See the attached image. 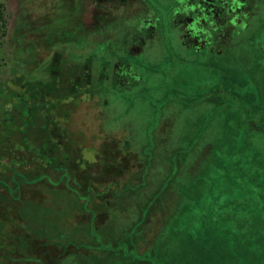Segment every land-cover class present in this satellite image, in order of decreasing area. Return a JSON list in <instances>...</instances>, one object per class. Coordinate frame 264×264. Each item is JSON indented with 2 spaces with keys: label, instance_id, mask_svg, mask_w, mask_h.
<instances>
[{
  "label": "rangeland",
  "instance_id": "374dc122",
  "mask_svg": "<svg viewBox=\"0 0 264 264\" xmlns=\"http://www.w3.org/2000/svg\"><path fill=\"white\" fill-rule=\"evenodd\" d=\"M202 1L0 0V173L33 161L44 175L14 201L0 190V264H116L112 250L143 254L167 232L185 264H264V36L219 53L181 45L190 15L172 17L176 37L170 12ZM249 7L264 30V0ZM157 16L160 43L121 61L138 36L158 38ZM33 98L40 146L23 136ZM75 157L74 187L92 178L100 192L92 233L78 195L54 184V164L75 172Z\"/></svg>",
  "mask_w": 264,
  "mask_h": 264
},
{
  "label": "flooded vegetation",
  "instance_id": "af4514ba",
  "mask_svg": "<svg viewBox=\"0 0 264 264\" xmlns=\"http://www.w3.org/2000/svg\"><path fill=\"white\" fill-rule=\"evenodd\" d=\"M224 1V5H215L216 8L214 10L210 9V7L206 5V2L208 1L205 0L200 3V8L198 10L194 9L193 11L188 10L183 4H179L178 10L176 9L174 11V9H172V12H170L171 14L168 21L171 26L169 29L171 32L170 34H174L176 37H178L176 34L178 33V29L176 27L177 25H173L172 17H179L180 15L184 14V16L190 15V18L187 17L185 19L187 22L186 29H184L183 32L181 31L182 33L179 38L181 45H185L187 48H195L194 50L196 51L209 49L211 53H219L221 52L220 50L224 45H237L241 42L244 43L242 45H262L259 39L260 37L258 36H264V30H262L260 27L257 28L254 26L259 22L262 15L260 11L253 8L251 9L249 7L248 9H245L247 2L252 4V2H256V0ZM225 4H228V8L225 7ZM156 23L157 29H155L153 32L155 33L154 35L158 34V38L151 39L150 37V39L148 38L147 40L145 36H138L137 42L139 43L140 47L127 46L126 48H122V51L120 52L121 54H119L121 61L125 62L124 57L128 58L130 56H137L144 51L146 52V49L151 46L148 45V47L145 49L143 45H147L150 42L160 43L159 33L163 27H161L160 18L158 16ZM215 45L219 46L217 51ZM141 47L142 50L139 53ZM149 52L151 53V51ZM114 61L118 62V64L120 63L117 58H114ZM137 76L139 77L138 81L144 84V81H142L143 79H140L138 74H136V77ZM93 83L97 84L98 82L94 81Z\"/></svg>",
  "mask_w": 264,
  "mask_h": 264
},
{
  "label": "trees",
  "instance_id": "16d2710c",
  "mask_svg": "<svg viewBox=\"0 0 264 264\" xmlns=\"http://www.w3.org/2000/svg\"><path fill=\"white\" fill-rule=\"evenodd\" d=\"M2 18H3V10L0 9V19ZM3 27L4 24L0 22V32L2 31ZM32 100L33 101L30 105L32 117L28 123L24 124L25 134H23V136L27 137L30 143L35 144L36 146H40L42 142H38V141H40L41 138H43V134H42L43 130L41 128V126L43 125L42 111L46 108V106L38 98H33ZM22 120H20V122L16 121V124H22L21 123ZM16 134H18V132H16ZM13 136H14V142L19 141L16 137L17 135L14 134ZM7 143L9 144L8 139L7 138L4 139L1 133L0 144L5 145ZM15 145L16 143H13L10 144L9 147L12 148V146ZM28 147L29 145L25 144L23 148H26L27 151V149H29ZM71 161L75 162L76 157L74 160L72 159ZM108 161L109 160L106 159L104 160L103 163L108 168V169L106 168L105 171H107V173L114 172L116 174H120L119 171H121V169L114 167V164H112L111 162L109 164ZM76 162L74 166L75 172H71L67 169L70 167V164H68L67 166H58L54 164L55 169L58 170V177H57L58 179L56 182H54V184L58 185L60 183H63L66 186V188L70 189L73 192V194L79 196V197L77 196V198H79L78 200L81 202L80 210L90 216V223H88L87 230L89 233H92L94 229V221L98 215H96L94 211H92L88 207L94 197L99 198L100 192L96 188H94L95 186L91 187L90 184H88L90 181H93L92 178H89L86 182L87 184L86 191L81 192L78 191L76 187H74L72 180L73 178L77 177L79 170L78 163ZM31 164L34 165V167L29 171L16 168V169H7L6 173H0V190L1 189L5 190L7 194H9L10 199H12V201H14V194L15 195L16 193L20 194L21 189L25 185H29L31 183L35 184L44 181L43 173H38L40 171H43V169L41 170L40 164L33 163V161ZM37 169L39 170L37 171ZM84 177H81L80 179L84 180L85 179ZM120 194L121 193L119 194L116 193L117 196H119ZM168 234L169 232L166 233V236L162 239L161 243L155 244L153 247H151V249H149L147 252H144L143 254L139 253V250L135 246H132L131 250L129 247V249L126 252L122 250L114 249L110 253H112L113 259L116 260L115 262L116 264H185L183 258L173 257L171 254L172 250L167 245L163 246L165 243H167L165 240H168L169 238ZM159 247H162V249L159 250ZM103 252H107V248H104ZM235 261L236 260H234V262ZM234 264L237 263L235 262Z\"/></svg>",
  "mask_w": 264,
  "mask_h": 264
}]
</instances>
